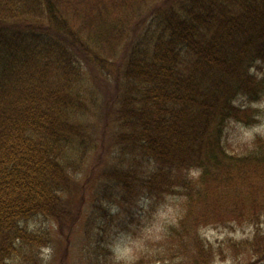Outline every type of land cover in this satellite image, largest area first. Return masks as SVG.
Returning <instances> with one entry per match:
<instances>
[{
  "label": "trees",
  "instance_id": "1",
  "mask_svg": "<svg viewBox=\"0 0 264 264\" xmlns=\"http://www.w3.org/2000/svg\"><path fill=\"white\" fill-rule=\"evenodd\" d=\"M263 99L264 0H0V264H42L92 179L127 225L162 208L137 256L96 230L84 264L263 261L260 227L200 234L264 214V133L229 136Z\"/></svg>",
  "mask_w": 264,
  "mask_h": 264
},
{
  "label": "rangeland",
  "instance_id": "2",
  "mask_svg": "<svg viewBox=\"0 0 264 264\" xmlns=\"http://www.w3.org/2000/svg\"><path fill=\"white\" fill-rule=\"evenodd\" d=\"M141 31L138 29L137 34L140 35ZM125 43H123L122 48H124ZM258 105L261 111L259 123L249 127L233 123L229 127V136H231L233 128L238 130L235 132L245 139H250L255 134L264 133V99ZM89 117V120L93 122L94 118H91L90 114ZM95 119L98 123V119L96 117ZM82 123L85 124V114L82 115ZM97 125L100 127V124H94L92 127ZM107 138L108 134L106 135V140ZM86 173L85 169H82L75 178L81 183L85 181ZM91 177L93 178V176ZM91 183L89 189L85 190L84 187L83 190L77 193L79 200L82 199L83 210L76 219L77 221L71 222L73 224L71 227L70 223H68V227L65 226L59 230L57 224L51 222V239L41 249L42 264H84V260L85 262L87 260L86 254L88 250L86 249L90 244L88 236L90 237L93 231L96 230H99L100 234L104 233L105 240L103 239L102 243L107 242V246L112 250L116 258L126 261H130L135 255L137 256L141 244L149 241L151 227L160 222L159 211L162 207L159 211L149 214L147 217L144 211L146 200H142L141 206H139L140 212L135 217V220L127 225L126 221L116 216V193L113 192L114 189L111 187L106 193H102L96 180L92 179ZM162 214L164 218L169 216L167 211H163ZM249 224L207 225L200 229V234L212 243H218L227 236L237 239L245 238L251 235L252 230L256 226L264 229V214L257 223ZM63 254L64 257H62ZM256 264H264V260Z\"/></svg>",
  "mask_w": 264,
  "mask_h": 264
}]
</instances>
